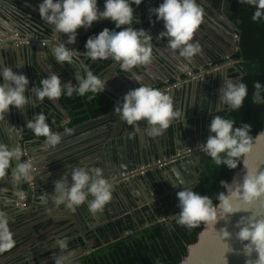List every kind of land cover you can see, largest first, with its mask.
<instances>
[{"label": "clouds", "instance_id": "1", "mask_svg": "<svg viewBox=\"0 0 264 264\" xmlns=\"http://www.w3.org/2000/svg\"><path fill=\"white\" fill-rule=\"evenodd\" d=\"M139 6L143 0H104L103 10L98 8V0H42L38 11L45 24L51 26L52 39L66 35L63 43H54L51 52L60 64L75 65L74 55L78 50L70 49L67 45L76 43L78 29H90L94 22L111 21L115 29L104 28L98 34L90 36L84 45V54L92 61L107 60L111 58L119 64L122 71L130 72L137 66H147L153 61V38L144 28H134V8L132 3ZM241 4L253 8L251 19L253 22L264 21V0H240ZM150 15L156 21L163 22L164 32L160 38L167 40V48L178 52L180 57L191 61L201 53V45L194 41V35L201 27L204 20V8L197 0H162L158 7L150 9ZM7 27V22L0 21ZM42 45L49 43L41 41ZM82 72L78 69L74 79L62 84L60 77L52 73L41 79L40 86L29 88L26 75L16 72L11 67L0 68V120L5 119V114L15 108L23 111L25 105L36 101L57 100L61 95L72 97L88 95L92 100L96 94L103 93L109 78L101 79L86 66L81 65ZM133 80L136 81L133 75ZM253 104H264V84L259 81L253 84ZM31 91L34 100L25 95ZM222 105L232 111L241 109L248 98V86L240 80L226 79L219 90ZM114 112L120 120L131 126L135 133L147 137H160L170 127L173 121L182 118L184 113L174 106L170 95L159 88L139 84L138 87L124 94L121 101L114 106ZM44 113H36L26 127L35 137H43L45 145L56 148L62 140L61 134L53 131ZM143 122V127L141 125ZM8 124V123H7ZM209 135L206 141L198 148L205 153L217 166H226L236 169L242 164L247 170L242 182L232 184L221 181V186L226 190L219 192L216 201L209 196L201 195L192 188L183 186L176 193L178 198L179 213L175 216L176 223L188 229L205 225L213 228L219 220L228 218L241 211L250 212L237 223L239 229L235 233L236 239L243 243V252L247 257L252 253L257 254L254 261L248 259L246 264H264V216L252 211L254 207L264 208V170L248 169L247 157L253 149V138L264 136V132L253 136L251 125L241 124L236 126L232 119L219 115L212 116ZM17 127L9 125L7 132L14 134ZM66 129L65 132H70ZM22 151L19 147H10L0 143V178H3L13 162L16 163L11 172V182H30L33 180L34 166L31 159L21 160ZM71 184L65 175L54 182V195L51 202L59 207L75 212L78 207L87 203L88 211L95 216L103 212L105 206L113 199L114 186L105 178L103 170L99 167H75L71 170ZM183 184V181L176 183ZM91 197V199H89ZM40 200L47 203L48 194L41 195ZM49 213L51 209H48ZM224 244L230 248L226 241L232 234L227 229L218 233ZM247 242V243H244ZM15 245L12 234L7 227V218L0 213V253L10 251ZM55 245L61 250L55 256L54 264H75L74 254L68 249L65 239H57ZM231 249V248H230ZM159 264V262H157Z\"/></svg>", "mask_w": 264, "mask_h": 264}, {"label": "water", "instance_id": "2", "mask_svg": "<svg viewBox=\"0 0 264 264\" xmlns=\"http://www.w3.org/2000/svg\"><path fill=\"white\" fill-rule=\"evenodd\" d=\"M42 0H0V12L3 10L5 11H11L13 12L11 14L12 20H7V27L0 24V62L1 61H10V63H14L15 61L19 60L21 57H40V55L44 57H48L50 54L49 50L51 51L52 44V34H51V26L46 25L45 30L38 25L33 30L32 26H29L27 29L28 31H32V33H29V35L34 39V41H30L29 43L35 44V46L29 47V45H26L24 43V37H15V35L23 34L26 35L25 32L20 30V27L18 25L19 23L22 25L24 18L28 15V7L36 6L37 9L29 8L30 11L33 10V13L38 16L37 20L39 19V11H38V5L41 3ZM17 14H16V13ZM25 13L23 16L24 18L19 17L18 14ZM220 15L223 20L231 27L233 31H235L234 26L226 20V18L222 15V11H220ZM3 21L6 20L5 17L2 18ZM1 20V21H2ZM40 21V20H39ZM30 22V18L28 19V23ZM44 27V25H43ZM39 31L42 33L40 34ZM66 36V35H64ZM47 40L49 43V46L46 47L42 45L41 41ZM162 43L163 40H161ZM28 43V44H29ZM25 44V45H20ZM166 44V43H165ZM164 48V47H163ZM165 49V48H164ZM41 54H40V52ZM49 52V53H48ZM52 53V52H51ZM161 55L159 56L161 59L165 60L167 58V55L165 52L160 51ZM169 53H171L169 51ZM51 55V54H50ZM53 57V56H52ZM180 57V56H178ZM182 58V57H181ZM171 59V58H170ZM167 59L166 64L169 67H173L172 60ZM167 67L166 65H164ZM168 68V67H167ZM192 69L187 67V69L181 73H179V76L181 74H185L187 71H191ZM224 75H226V69L223 70ZM132 73V72H131ZM75 76V74H72ZM239 80H242V77H240ZM109 98L112 99L115 103H118L122 100L123 96L122 93H104ZM57 107L61 111L62 116L64 119L70 120V114L63 108V106L60 104V102L56 101ZM17 112L16 120H17V133L18 136H24L23 140L26 139L25 135H29V137H35L34 134L26 127L27 122L32 119L33 117H29V111H31L27 105H25V108L23 111L15 109ZM35 113H38V109H35ZM10 118V111L7 113ZM5 116V119L2 120V128L0 130V142L3 144H7L10 147H19L22 150H25L27 152L28 157L24 156L21 160H27L31 159L33 161L34 166V173H33V180L30 182H20V183H12L11 182V172L12 169L15 168L16 163L13 162L8 170V173L3 177L0 178V213L4 214L8 221H13L14 219L22 216H30L33 211H40L42 209H45L47 206H53L54 204L51 202V198L54 195V182L56 180L61 179L65 173L68 174L67 179L69 184H71V175L69 172L73 168L77 167L79 163H81L82 167L85 168H94L99 167L103 170V173L105 169L108 170L109 178L113 183L114 191L113 194H115V191H118L119 195L123 200H125L126 204L129 206V201L127 200V197L123 194V190H128V193L130 195L129 200L130 202H135L136 206L142 207L143 204L146 203V200L143 197L142 192L145 191V188H147L152 196H154L153 188L158 193L160 191H164L166 193H169L166 188V182L169 179H172V175L176 176L177 179L183 178V173L189 174L190 170L189 167H197L199 163L201 162L202 158L207 159L208 156L204 153L202 155H194L191 157H188L184 160V162L175 165L171 169H166L163 172L154 171V183L151 181V179L147 176H141V177H135L130 178L127 180H120L118 177L120 174L125 172H130L137 168L138 166L145 165L146 161L144 159L145 152L152 153L153 159H156L157 156H159L158 149L156 147H150L149 149L140 148L139 145H135V140L132 137H129L128 141L130 143V146L132 147V150L130 153H128V145L126 139H121L120 144H115L112 142V144H108V146H105L104 149H92L89 153L82 154L79 163L76 161H71L68 163L67 168L63 171V173L60 175L57 172L55 174H50L48 176L47 173L54 172L55 169L52 170H45V163L48 162L47 157H57L60 154H66L70 158L73 156V152L75 147H73V137H71L72 133H75L76 130L84 128L88 123L91 122H100L102 120H106L109 117L116 116V113L113 112L109 115H105L103 117L97 118L93 121H88L86 123L77 125L75 127L70 128V132L66 133L65 130L60 132L59 128H65L66 126H58L57 133L61 134L62 140L60 143L63 144V150L64 151H55V148L48 149V146L45 145L44 138L40 139L38 137V140L35 142L40 144L43 149L41 152H37L36 155H33L32 153V147L29 145H26L24 143L21 144L18 140L15 138L14 134H9L7 132L8 124L12 125L10 122L6 124L7 118ZM10 120V119H9ZM8 120V121H9ZM14 126V125H13ZM20 131V132H19ZM23 131V133H22ZM133 131V129H132ZM262 132H264V127ZM25 134V135H24ZM130 135V133L127 132L126 135ZM124 137V136H123ZM66 142V143H65ZM92 147L94 145H91ZM195 147V146H194ZM173 150L175 153L180 152L181 148H178L176 140H173ZM84 150V149H83ZM167 155V150H164V155ZM80 166V165H79ZM78 166V167H79ZM246 167L248 169H256L259 167L260 170H264V136H261L259 138H254L253 140V149L252 152L247 157V165ZM246 169L242 165L241 169L235 171L233 174L231 180L229 181V184H232L235 182H242L244 175L246 174ZM105 174V173H104ZM200 175H197V179ZM117 184H119L120 187H117ZM25 185L27 186L25 189ZM195 184L192 185L194 187ZM179 188L176 185V189ZM226 191V190H225ZM13 193V194H12ZM47 193L49 197V201L47 203L42 202L40 200V196ZM25 195L26 199L25 201H21V197ZM147 196V195H145ZM141 199L142 203L139 202ZM132 200V201H131ZM26 203L28 207L22 208L20 207L21 204ZM36 205V206H35ZM64 206V205H60ZM66 207L64 206L63 209ZM66 212L69 211L70 214H67L68 219H66L69 222H76L77 215H75L72 211L65 209ZM252 211L258 215L264 216V208L261 207H254ZM8 212V213H7ZM251 215L250 212H244L241 211L237 214L231 215L228 220H219L218 223L215 225L216 231L208 226H205L202 228L200 233L198 234L197 240L194 244H191L187 248V255L184 257V259L181 261L180 264H246V261L248 259L255 260L257 259V254L255 252L252 253L251 257H247L243 252V243L240 242L238 239H236L235 233L239 231V229L236 227L237 223L241 221L242 218L248 217ZM96 216H101L100 213L96 214ZM99 218V217H97ZM169 218V216L165 215L162 219H159L158 221L162 222L164 220H173ZM67 224V223H66ZM65 224V225H66ZM105 223H101L103 225ZM8 225V224H7ZM98 225V224H96ZM89 226H92L90 223ZM77 227L81 228V224L77 223ZM145 227V226H143ZM221 229H227L229 233L232 234L231 239L226 241L230 245V248L227 247L221 236L218 234ZM16 228L10 229V232L15 231ZM133 231H128L127 233H123L121 236L125 237L127 234H132ZM59 239H62L60 237ZM82 239L84 240V244L87 245V249L81 253H78L74 255V259L80 258L86 254H90L93 252L94 248L92 245H89V241L85 236H82ZM66 241L68 239H65ZM111 241H113V238H111ZM247 243V242H244ZM56 247V245L49 246L48 248L44 249L43 252L48 251L49 249ZM81 248L80 245H77L75 249ZM60 251L48 256L46 258H39L36 254L33 264H39L41 262L46 263L49 260H52L55 256L59 255ZM31 263V262H30Z\"/></svg>", "mask_w": 264, "mask_h": 264}, {"label": "flooded vegetation", "instance_id": "3", "mask_svg": "<svg viewBox=\"0 0 264 264\" xmlns=\"http://www.w3.org/2000/svg\"><path fill=\"white\" fill-rule=\"evenodd\" d=\"M197 3L204 8L203 23L195 33L194 41H193V42L198 41L200 43L201 45L200 54L192 58L191 61H188L183 57L182 58L178 57L179 56L178 52H173L171 49L167 48V44L161 42V40H163L164 38H160V33L164 32L165 29L163 27V22H158L149 31L150 35L153 38L152 63L147 66H137L136 68L132 69L130 72H125L122 71L119 67V64L115 62L111 66L104 69L103 71L99 72L98 74H95L101 79L109 78V80L105 85V90L103 91V93L112 92V93H122V95H124L129 90L134 89L138 87L139 84L143 83L146 85L159 88L166 93H216L212 100L203 101V106H202L203 115H204L203 119L206 117V112H207L206 109L207 110L211 109L212 111H220L222 108H224L225 105H222L219 102L220 88L223 87L224 81L226 79H232L234 81L240 79L239 76L231 77V73L237 72L236 70L237 62L231 60V57L237 52V40H235L236 34L235 31H233L231 27L225 22V20L222 19L220 15L221 10L219 11L212 10L206 4V2H204V0H197ZM103 5H104V0H98V8L100 10H103ZM135 7H137V5H135ZM217 18H219L220 21ZM216 19L219 21V23ZM101 22L103 21L94 22L90 29H84V28L78 29L76 43L73 45H67V47H69L70 49L78 50L74 55V62H75L74 66L66 63L60 64L55 60L54 57L51 58L49 56L44 57L40 55V57L38 58L21 57L17 62L15 61L14 64L11 63L8 64L5 61H1L0 68L11 67L13 68L14 71L26 75V77L29 80V88L33 86L39 87L41 79L46 78L52 73H56L60 77L62 84L70 81L73 85H75L77 82L74 79L75 76H73L72 74L73 73L76 74L78 69L83 74V69L80 68L81 65L86 66L89 70H91L94 73L93 65L94 63H96V61H92L84 54L83 50H85L84 48L85 42H83V39L88 35V33L92 32L96 28H99ZM62 40L63 42L66 41L67 36H65V38L62 37ZM162 50L167 55V58L165 59L166 61L167 59L171 58L170 61L172 60L171 65L173 64V67H169L166 64V61L159 57L161 55V53L159 52ZM169 51L171 53H169ZM164 65H166L168 68L165 67ZM187 67L191 68L192 70L187 71L185 74H181L179 76V73L185 71ZM224 69H226V75H224L225 74L223 71ZM145 73L148 74L149 77L146 76ZM133 75L135 76L136 81L132 79ZM147 78L150 79L145 83L143 80H147ZM195 85L197 89H195ZM25 95L29 97L30 100L35 99L30 90L26 91ZM62 96L63 94L61 95V97ZM61 97L53 101L47 99L42 102L40 101H36L35 103L30 102L26 105L29 109L30 108L36 110L43 109L44 111L47 109L50 112H54L57 110L56 112L60 113L61 116L62 115L61 111L59 110L56 104V101H58L62 105ZM180 98L181 97H179V100H181ZM201 99L202 98L200 97L199 100ZM179 100L177 101V103L180 106ZM61 121L62 120L60 119L59 123H57V126L61 125ZM198 121H199L198 119L191 121L189 123L190 126L189 130H192L191 133H193L194 128L197 131L199 130V128L203 129L202 131L204 135L202 136V140L204 141H201L202 144L206 141L207 135L205 128L202 127L200 124H198ZM195 131L194 133L196 134ZM194 133L192 134V140L194 138L196 139ZM198 136H200V134H198ZM194 142L195 141H192L193 144L191 145V148L189 150L183 151V147L180 144L181 143L180 139L176 140L178 148H181L180 152L175 153L174 150L172 149L170 153L166 155V157L157 160L158 158L157 156L155 161L151 162V163H156L157 161L165 160V159L170 160L171 158L172 163L162 168H157V167L153 168L144 176L150 178L149 174L155 170L158 171L162 169L163 170L171 169L175 165L184 162V160L187 159L188 157L204 154L199 150L198 147H196V143L194 145ZM24 156L28 157V154L22 152L21 159H23ZM204 160L206 159L202 158L201 162L199 163V165H197L196 168L192 166L189 167L190 172L188 175L186 173L183 175L184 177L182 180L183 181L182 185L176 184L181 181L179 179H177L178 181L176 183H172V182L170 183V181L168 180L166 182V188L169 193H166L164 191H160L157 193L153 188L154 196H152V194H150V191L147 188H145V191L142 192V194L144 193L143 197L141 198H144L146 200V203L143 204L141 208L136 206L134 201L130 202L129 197L126 196L130 206L128 207L125 200L121 199V196L118 193L116 195V198L112 199L111 202L107 205L109 210L108 216H105L103 218H97L95 216L92 217L85 216L81 220L77 219L76 222L73 221L72 223L69 222L70 226H67L68 228L67 232L62 236V239H68L67 242L69 244L70 242H73L76 239H82V236H85L89 241V245H93V241L89 240V236L91 235V233H96L97 230L101 226H103L101 225V223L113 222L122 217L126 218L127 216L131 217L136 224L140 223L141 219H144L145 221H149L150 216H153L156 220H159L162 219L165 215H167L169 216L170 219H172L180 211L178 207L179 201L176 196V193L178 191H181L183 186L190 187L192 188V190H194L198 182V179L200 178L199 176V178L197 179V175H200L202 169L204 168V164H203ZM147 164L149 163H146L145 165ZM137 177H141V176H137ZM150 179L154 183V180H152V178ZM193 184H195L194 187H192ZM176 185L179 188L176 189ZM26 187L27 186L25 185V189ZM139 202L142 203L141 199ZM77 223L81 224V228L77 227ZM90 223L92 224V226H89ZM77 245L80 244L68 245V249L66 251H71L73 252L74 255H76L87 249L86 244H84V246L80 245L81 248L79 249H75ZM56 249H58L57 246L49 249L48 251L50 250L52 251ZM59 251L61 252V250Z\"/></svg>", "mask_w": 264, "mask_h": 264}, {"label": "trees", "instance_id": "4", "mask_svg": "<svg viewBox=\"0 0 264 264\" xmlns=\"http://www.w3.org/2000/svg\"><path fill=\"white\" fill-rule=\"evenodd\" d=\"M204 2L214 11L221 10L223 16L235 28L238 39L237 52L231 60L237 62V72L231 73V77H242L240 81L247 84L249 94L241 109L232 111L226 105L220 111L206 109V117L198 121V124L205 128L208 137L211 117L219 115L232 119L236 126L242 123L251 125V134L256 136L262 132L264 127V104H253L251 98L254 82L259 81L264 84V21L253 22L251 19L253 8L250 5L241 4L240 0H204ZM160 3L162 0H143L139 6L135 7L136 4L133 2L134 19L131 26L137 29L144 28L149 32L158 23L155 16L150 15V9L158 7ZM99 26L88 33L83 42L106 27L118 30L111 21H103ZM163 40L167 44V40ZM113 63L115 61L111 58L97 60L93 65L94 74H98ZM88 95L90 93L83 97L76 94L72 97L65 95L61 97L62 105L71 118V123L65 128L77 126L114 112V106L117 103L106 94L98 93L92 100L88 99ZM56 111L38 110L39 113L45 114L46 122L53 131H57L56 125L61 119L60 113ZM116 119L122 125L124 132L132 130V127L121 121L119 116ZM141 125L144 126L143 122ZM63 129L59 128V131ZM203 164L204 168L194 191L209 196L214 203H217L218 193L225 191L220 182L229 183L235 171L241 169L242 164L232 170L226 166H217L210 157L204 160ZM149 218V221L141 219L138 224L129 216L106 222L96 233H91L89 236V240L93 241V252L75 259V264H157V262L159 264H180L187 255L188 246L196 242L198 234L204 227L200 225L188 229L178 225L176 219L160 222L153 216ZM128 231H133V233L125 237L121 236ZM72 244L84 246L82 239H76L68 245ZM59 250H50L45 255L54 254Z\"/></svg>", "mask_w": 264, "mask_h": 264}, {"label": "crops", "instance_id": "5", "mask_svg": "<svg viewBox=\"0 0 264 264\" xmlns=\"http://www.w3.org/2000/svg\"><path fill=\"white\" fill-rule=\"evenodd\" d=\"M27 7H28V10H27L28 15L25 18L23 17L25 13L21 12L20 14H18L19 17L24 18L23 24L21 25L19 23V21H21L19 19L18 25L20 27V30L25 32L26 35L24 36L23 34L22 35L19 34V35H15V37H21V38L24 37L25 38L24 43L26 45H29V47H31V46H35V44L29 43V42L34 41L35 38L29 35V33H32V31L27 30L29 26H32L33 30H37L35 28L38 27V25H40L45 30L46 25H45V22L41 19V17H39V19L37 20L38 16L33 13V10L30 11L29 8L35 7V9H37L36 6H31V7L27 6ZM12 13L13 12L11 11L3 10L2 12H0V21L2 20L3 17L6 18L4 22H7V20H12V17H11ZM29 18H30V22L28 23ZM217 19L220 21L219 18ZM1 25H4V24H1ZM39 33L42 34L40 31ZM62 37L65 38V36L62 34L61 36H58L55 41H53L52 39L51 44L53 45L54 43H62L63 42ZM25 44H20V45H25ZM45 46L48 47L49 44L47 43ZM49 52L51 55L49 54L48 56L53 58L52 57L53 55L50 50ZM5 62H7L8 64L10 63V61H6V60ZM146 76H148V74H146ZM149 79L150 78H147V80H143V81L146 83V81H148ZM196 85H195V89H197ZM167 94L172 97L174 101V106L180 109L182 113H184V115L182 116L181 119L173 121V123L170 125V127L166 130V132L162 136L147 137L146 135H143L141 133H135L132 130L128 132L130 133V135L129 134L126 135L127 131L125 132L123 131L124 129L122 128V125L119 124L116 119L118 115L110 117L106 120H102L100 122L88 123L84 128L76 130L75 133L71 134V137H73V141H74L73 147H75L73 156H71V158L68 155L66 156V154H63V155L60 154L59 156L55 158L52 156L47 157L48 162L45 163V167H46L45 170L48 171V170L55 169V171L51 173H47L46 176L50 174H55V172L61 175L63 171L67 168L69 162L76 161L77 163H79V160L82 154L89 153L92 151V149H96V148L104 149L105 146H108L109 143L112 144V142H114L115 144H120V141L123 138L127 140L128 153H130L132 150V147L130 146V143L128 141L129 137H132L135 140V145H139L140 148H142V150L149 149L150 147H156V149H158V152H159V156L157 160L166 157V154L164 156V150H167V154L170 153V151L173 149L172 148L173 140L180 139V142H181L180 144L183 147V151L189 150L191 148V145L193 144L192 141H195L194 145L196 143V147H198V145L201 144V141H204L202 140V136L204 135L202 131L203 129L199 128V130L197 131L194 128L193 130L194 131L196 130L195 131L196 134L194 133V131L193 133L195 134L196 139L194 138L192 140L193 133H191L192 130H189V127H190L189 123L197 119L199 121L203 120V116H204L203 107H202L203 101L212 100L216 93H167ZM179 97H181L180 98L181 100H179ZM200 97L203 100L202 99L199 100ZM45 100H47V98ZM178 100L180 101V106L177 103ZM30 110L31 111H29L28 116L31 118L36 113H35V109L30 108ZM6 115L8 114L6 113L5 116ZM16 116H17V112L15 108L11 109L10 118L6 116L7 118L6 122L7 123L10 122L12 125L17 127ZM61 120H62L61 121L62 126H66V127L69 126L70 120L64 119L62 115H61ZM2 124H3V121L0 120V130L2 128ZM56 128H58L57 125H56ZM70 128H64L62 131L66 129H70ZM197 133L200 134V136H198ZM25 137L26 139L23 140L24 136H21V135L18 136V133L16 131L15 138L16 140L19 141L20 146L22 143L26 145L30 144V146L32 147L33 155H36L37 152H41L43 147L40 144L35 142V140L36 141L38 140V137L31 138L29 137V135H25ZM40 139H43V138L40 137ZM61 143H64V142H61ZM91 145H94V146L92 147ZM50 148L51 147H48V149ZM63 149H64L63 144H59L55 148V151L62 152L64 151ZM21 151L24 153H27L25 152V150L21 149ZM144 159L146 163H151L155 161V159H153L152 153H148V152L147 153L145 152ZM79 165L82 166L81 163H79ZM79 165H77V167ZM158 171L162 172L164 170L162 169ZM69 172H71V170ZM104 173H105L104 174L105 178L110 180L109 174H108L109 172L107 169H105ZM149 176L153 180V177L155 176L154 171L151 172ZM171 178L172 179L168 178L170 183L171 182L176 183L178 181L176 176L172 175ZM180 180L182 181L183 178L181 177ZM117 187H120L119 184H117ZM122 192L125 196L130 197L128 190L126 191L122 189ZM117 194H118V191H115V194H112L113 199L116 198ZM89 199H91V197H89ZM107 205L105 206V209L103 210V212L100 213L101 216L95 215V217L103 218L105 216H108L109 210H108ZM63 208L64 206L63 207L62 206L56 207L55 205L51 207L47 206L45 207V209H42L40 211H33L32 214H30V216L25 215L22 217H18L14 219L13 221H8L7 223L8 229L16 228L15 231L11 232L13 240L15 241V245L10 251L0 253V264H33L32 262L34 261L36 254L38 255L39 258H46V256H48V255H45L47 251L43 253L41 251L48 248L49 246H52L57 239L62 237L67 232V229H68L67 226H70L69 221L66 220L68 219L67 214H70V213L69 211L68 212L65 211L66 208L65 209ZM48 209H51L50 213ZM73 213L77 215V219L79 220L83 219L85 216H90V217L93 216L88 211L87 203L78 207L77 210ZM53 262H54V259L49 260L46 263L41 262L39 264H53Z\"/></svg>", "mask_w": 264, "mask_h": 264}, {"label": "built area", "instance_id": "6", "mask_svg": "<svg viewBox=\"0 0 264 264\" xmlns=\"http://www.w3.org/2000/svg\"><path fill=\"white\" fill-rule=\"evenodd\" d=\"M170 163H172L171 158H170V160L165 159V160L157 161L156 163H149L147 165L141 166L137 170L134 169V170H132L130 172L122 173L118 178L121 179V180H127V179H130V178H135L137 176H144L151 169L156 168V167L157 168H162V167H164V166H166V165H168ZM25 198H26V196L23 195L20 199H21V201H25ZM20 207L26 208V207H28V205L26 203H23V204L20 205Z\"/></svg>", "mask_w": 264, "mask_h": 264}, {"label": "bare ground", "instance_id": "7", "mask_svg": "<svg viewBox=\"0 0 264 264\" xmlns=\"http://www.w3.org/2000/svg\"><path fill=\"white\" fill-rule=\"evenodd\" d=\"M141 167V166H140ZM140 167L135 168V170L139 169Z\"/></svg>", "mask_w": 264, "mask_h": 264}, {"label": "rangeland", "instance_id": "8", "mask_svg": "<svg viewBox=\"0 0 264 264\" xmlns=\"http://www.w3.org/2000/svg\"><path fill=\"white\" fill-rule=\"evenodd\" d=\"M235 40H238V39H237V35H236V38H235Z\"/></svg>", "mask_w": 264, "mask_h": 264}]
</instances>
